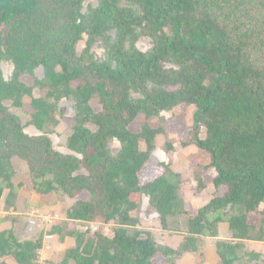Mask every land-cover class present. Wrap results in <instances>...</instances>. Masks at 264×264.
<instances>
[{"label": "trees", "instance_id": "obj_1", "mask_svg": "<svg viewBox=\"0 0 264 264\" xmlns=\"http://www.w3.org/2000/svg\"><path fill=\"white\" fill-rule=\"evenodd\" d=\"M202 1L208 0H97L94 5L0 0V201L8 190V208L15 211L23 187L13 181L10 138L43 144V170L36 174L29 163L32 192L72 202L66 220L48 231L74 240L59 264H155L158 256L163 264H176L197 252V237H215L223 224L230 238L217 243L223 264L242 259L241 241L264 242V66L249 60L250 43L203 11ZM50 13L60 14L62 30L37 37L58 47L40 54L24 44L22 32ZM85 37L86 47L78 53ZM142 38L151 41L146 52L138 47ZM100 40L103 59L93 53ZM4 62L14 67L9 80ZM25 78H33V85ZM36 89L42 96L35 97ZM27 99L28 127L39 136L26 134L5 104L22 109ZM64 101L75 112L68 154L55 150L49 137L65 116ZM190 107L195 108L191 143L202 152L206 163L200 166L213 173L220 192L197 209L180 194L181 174L153 159L159 136L180 131L177 119L186 124L187 113L174 114L164 125L153 123L164 112ZM166 145L174 149L173 142ZM197 181L205 188L202 177ZM145 198L164 230L176 232L185 224L187 236L179 246L158 245L150 231L139 228ZM233 210L238 213L221 216ZM252 215L258 216L256 223L250 222ZM96 218L116 225L112 237L78 229ZM42 240L43 234L22 241L15 229L0 231V264H7V257L16 264H38ZM245 258L261 256L249 252Z\"/></svg>", "mask_w": 264, "mask_h": 264}, {"label": "rangeland", "instance_id": "obj_2", "mask_svg": "<svg viewBox=\"0 0 264 264\" xmlns=\"http://www.w3.org/2000/svg\"><path fill=\"white\" fill-rule=\"evenodd\" d=\"M96 3L97 0H88V4L94 5ZM201 9L210 13V15L216 18L222 25L226 26L231 31L232 36L236 39L250 43L247 53L249 60L254 64L264 66V0H208L201 2ZM48 18L51 19V22H53L54 25L50 26L47 23ZM48 18H40L37 23L32 25L31 31L29 30L30 28H26L22 32V40L24 44L40 54H43L51 48H57L58 44H44L43 41H40L37 35L40 34L41 36H44L43 34H49L50 36L54 35L56 31L62 30V20L60 19V14L54 15L53 13H50ZM86 41L87 37H85V39L78 44V53H82L86 47ZM138 47L140 50L146 52L151 48V41L148 38H142L138 42ZM93 53L98 59L104 58V49L101 40L94 46ZM13 69L14 67L12 63H3V72L6 79L9 80L12 77ZM37 76L39 78L44 76L43 68H39L37 70ZM24 81L30 86L34 83L33 78H25ZM34 95L35 97H40L42 96V93L39 89H36L34 91ZM5 104L9 107V111L12 114L17 115L21 119L22 124L25 126L24 132L26 134L30 136L40 135L33 127H28V123L31 120V106L29 99L26 100V104L22 109L13 107L11 102H6ZM62 107L66 109L65 116L59 118V126L56 128L54 133L49 135V137L52 140V145L55 150L68 154L70 152L66 147V143L68 137L72 134L75 112L71 104L67 101L63 102ZM182 112L187 113V125L180 123L181 120L179 118L177 119V122L180 126V131H176L173 134L170 133L168 138L165 136H159L158 148L153 154V158L157 164H168L173 171L181 174V180L183 182L181 186V195L189 207L197 209L203 207L212 198H214V196L219 195L220 192L213 186V173L200 166V164L204 165L206 163V159L202 155V152L193 143H191V125L195 108L190 107L186 110L175 109L172 112H164L161 119L156 120L153 124L154 126L164 125L165 121L174 116V114L178 115ZM88 127L93 131L97 130V127L94 125H89ZM201 136L204 137L203 135ZM167 142H173V150L167 149ZM10 143L12 145L10 150L13 155L12 162L15 168L13 181L16 185L22 184L23 187L21 188L18 194V199L14 205L16 209L15 211H12L19 213L20 216L18 219L14 220V217L12 216L2 215V222L3 224L9 222L17 223L19 231L16 228L15 229L19 236L23 239H35L42 230H39L38 233H34L32 229H29L30 231L26 233L24 232V229H22L23 223L25 222V226H28L29 223H35L37 226L43 228L45 231L47 230L48 232L51 225L62 222L61 219H65L66 209L72 202L69 200H67V202H59L55 193L48 196H39L32 192L29 163H32L34 166L36 174L43 170L44 162L41 158V154L45 148L43 144L31 143L28 141L17 142L13 137L10 138ZM113 148L115 150L118 149L119 143L114 142ZM197 177H202L205 188L201 190L199 189ZM8 194L9 191L6 190L2 200L0 201V210H8V206H10L7 204L9 200H7ZM34 212H43L42 215L44 216V219H42L43 217H40V219L37 218ZM236 213H238V211L233 210L229 211V213H222L221 216L226 219L228 216ZM19 219L22 220V222L19 223ZM257 220V215H252L250 218L251 223H256ZM79 224L81 225H77L78 229L85 230L87 227H90L92 232L99 230L105 236L111 237L113 236V230L116 227L113 223L106 224L104 221L98 220L97 218L92 223ZM140 229L150 231L158 245L169 244L170 246L174 243L172 246L175 247L178 243V236H187V234L184 233L185 224L177 227L178 230H176V235L166 232L161 226L157 213L150 207L148 198L144 199L141 211ZM175 236L177 237L175 238ZM65 240L71 242L73 239L67 237ZM188 255H192L190 260L193 258L192 260L195 264H198V261H201L203 256H205L206 259L208 257L205 253L199 254L198 250L197 252ZM186 256L187 255L179 259L176 264H192L189 263L187 259H184ZM241 256H243L242 259L235 264H264V252L260 254L261 258L256 261L245 258L243 250L241 251ZM163 261V257L158 256L155 259V264H163ZM42 263L46 264V261H43Z\"/></svg>", "mask_w": 264, "mask_h": 264}, {"label": "crops", "instance_id": "obj_3", "mask_svg": "<svg viewBox=\"0 0 264 264\" xmlns=\"http://www.w3.org/2000/svg\"><path fill=\"white\" fill-rule=\"evenodd\" d=\"M180 194H181V189H180ZM12 211L13 210H11L9 208L6 211H4L2 209L0 210V231L15 229V228L19 231V228H17V223L9 222V223L3 224V222H2V217H1L2 215L3 216L4 215L12 216V217H14V220L18 219L20 214L12 212ZM34 213H35V216H37V218L40 219V217H43L42 219H44V216L42 215L43 212H37V213L34 212ZM65 216H66V213H65ZM65 220H66V217H65V219H61V221H65ZM18 222L20 223V222H22V220L19 219ZM24 224H25V222L23 223L22 229H24V232H26V233H28V231H30L29 229H32L34 233H38L39 230H42L35 239H31V238L23 239L21 236H19L22 241H26V240H36V239H38L40 234H43L42 248L40 249L39 255H38V258H39L38 264H41L43 261L44 262L46 261V264H59L63 260L66 250L74 245V240H71V242H69L68 240H61L56 235H50L47 232V230L46 231L43 230V228H40L35 223H29L28 226H25ZM52 226L53 225H51L50 228ZM34 228H35V230H34ZM165 231L168 233L174 234V235L177 234V232L167 231V230H165ZM226 233H227V225L223 224V225L219 226V233L217 236L212 237L209 235H206V236L203 235V236L197 237L198 238V253L199 254L205 253V255L208 256L207 259L205 256H203L201 261H198L199 262L198 264H219V263H221L220 257L218 254L217 243L220 241L230 240V238L227 237ZM47 235L51 236V238L48 239ZM108 237H111V236H108ZM176 237L177 236H175V238ZM178 237H179L177 240L178 243L176 246H179L180 242L182 243L183 239H184V237H180V236H178ZM180 239H181V241H180ZM241 242L243 244L244 254L249 253V252H255V253L261 254L262 252H264L263 251L264 250V242H255V241H241ZM167 245H169V244H167ZM172 245H174V243H172L170 246H172ZM190 257H192V255H187L184 259H187V261H189V263L193 264L194 263V261L192 260L193 258H191V260H190ZM4 261L7 264H16L15 260L12 257H7L4 259Z\"/></svg>", "mask_w": 264, "mask_h": 264}, {"label": "built area", "instance_id": "obj_4", "mask_svg": "<svg viewBox=\"0 0 264 264\" xmlns=\"http://www.w3.org/2000/svg\"><path fill=\"white\" fill-rule=\"evenodd\" d=\"M47 238H48V239H50V238H51V236H48V235H47Z\"/></svg>", "mask_w": 264, "mask_h": 264}, {"label": "water", "instance_id": "obj_5", "mask_svg": "<svg viewBox=\"0 0 264 264\" xmlns=\"http://www.w3.org/2000/svg\"><path fill=\"white\" fill-rule=\"evenodd\" d=\"M154 159V158H153ZM155 161V160H154Z\"/></svg>", "mask_w": 264, "mask_h": 264}]
</instances>
